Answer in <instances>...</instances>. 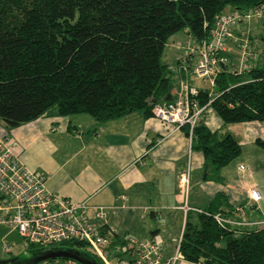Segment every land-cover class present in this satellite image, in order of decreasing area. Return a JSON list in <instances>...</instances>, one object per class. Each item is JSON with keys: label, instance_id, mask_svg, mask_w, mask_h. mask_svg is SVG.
I'll return each instance as SVG.
<instances>
[{"label": "trees", "instance_id": "obj_1", "mask_svg": "<svg viewBox=\"0 0 264 264\" xmlns=\"http://www.w3.org/2000/svg\"><path fill=\"white\" fill-rule=\"evenodd\" d=\"M257 7L264 0H0V119L12 128L52 108L98 122L139 110L148 116L173 85L160 61L168 38L185 29L192 40L207 39L228 8ZM208 92L200 89L193 98L202 106ZM214 92L208 108L223 124L264 122V66L238 73L223 64ZM205 119L203 111L191 145L203 155L205 179L217 181L241 148L231 135L211 131ZM255 143L264 149V140ZM218 206L187 213L180 256L195 264H264V225L256 230L219 225L213 217ZM28 246L35 254L80 243Z\"/></svg>", "mask_w": 264, "mask_h": 264}, {"label": "crops", "instance_id": "obj_2", "mask_svg": "<svg viewBox=\"0 0 264 264\" xmlns=\"http://www.w3.org/2000/svg\"><path fill=\"white\" fill-rule=\"evenodd\" d=\"M238 27L239 24L234 28ZM228 42L229 49L238 46V39ZM225 51L229 70L243 73L260 63L256 52V56L249 54L240 68H230V54ZM179 56L176 61L183 62L173 68L165 64L173 84L170 99L182 83L204 89L190 78L197 57L186 52ZM205 112V125L211 131L219 136L227 133L240 145L241 151L234 159L241 155L244 142L264 140V122L223 124L208 108ZM237 125L240 129H236ZM191 135L188 127L177 128L141 110L98 122L84 113L59 115L52 108L12 128L0 119V136L11 141L14 153L28 169L46 175L45 187L50 193L71 203L86 200L103 207V224L111 226L119 239H158L163 260L174 254L187 213L215 210L219 205L217 213L236 222L230 228L256 230L264 225L262 182L250 172L234 177L229 163L219 170L217 181L205 179L203 155L192 148ZM240 158L236 167L242 163ZM252 187L260 192L261 199L249 208L246 201ZM174 264L195 263L179 257Z\"/></svg>", "mask_w": 264, "mask_h": 264}, {"label": "built area", "instance_id": "obj_3", "mask_svg": "<svg viewBox=\"0 0 264 264\" xmlns=\"http://www.w3.org/2000/svg\"><path fill=\"white\" fill-rule=\"evenodd\" d=\"M263 8L223 13L210 30L209 38L186 42V54L197 57L193 74L205 78L209 84L210 98L204 105L200 106L193 98L198 93L197 88L182 83L175 97L153 104L151 114L161 122L177 128L187 126L191 134L198 117L207 110L216 96L214 80L220 67L227 62L223 52L232 36V29L241 18L260 17ZM238 167L243 169L241 164ZM45 180L43 172L28 169L14 153L11 141L0 136V226L17 231L28 245L47 247L66 240L77 241L80 246L88 247L100 264H174L181 257L178 251L180 239L174 254L168 260H163L158 239H119L111 226L103 224V207L91 205L86 200L71 203L65 198H59L46 189ZM183 182H188L187 174ZM260 199V192L255 187L249 188L246 206L251 208ZM183 207L186 208L185 205ZM213 217L222 226L236 224L220 214ZM12 246L2 241L4 252L10 253ZM39 264L77 263L68 259H53Z\"/></svg>", "mask_w": 264, "mask_h": 264}, {"label": "rangeland", "instance_id": "obj_4", "mask_svg": "<svg viewBox=\"0 0 264 264\" xmlns=\"http://www.w3.org/2000/svg\"><path fill=\"white\" fill-rule=\"evenodd\" d=\"M239 26L240 27H238L237 29H232L231 36V39L233 38V40L238 39V46L236 48L229 49V42H227L225 52L227 54H230L228 66L230 68H240V65L245 64V60L248 58V55L252 53H255V56L257 55V53L258 55H260L261 59L258 65L264 66V51H262L264 50V10L260 17L241 18V20L239 21ZM186 31L187 30L185 29L179 30L178 32L172 34L167 40V43L160 57V61L163 64H167L168 68H173V66H175L177 63L183 62L182 59H179V62H177L176 60L180 57L179 55H183V53L185 52V45L187 40H192V37L189 36ZM190 78L194 79L195 83H201L203 88H209L208 81L205 78H198L193 73L190 74ZM208 110L215 114V112L211 108H208ZM239 126L240 125H237L236 129H240ZM239 158L242 161V163L239 164L245 166L243 170L238 168L239 164L236 167V162L239 160ZM247 164L249 165L247 166ZM228 168H230L229 170L232 171L234 177H241L249 172L253 173L255 179L261 181L264 185V149H262L255 143L253 144L244 142L242 145L241 155L237 159L232 160L229 163ZM3 240L13 245L12 251L10 253H6L2 250L1 244ZM173 248L174 246H172V250H170V253L173 252ZM75 249L85 253L91 258L94 257L92 251L86 246H78ZM32 253L33 248H30L28 246V244L21 238V236H19L17 231L11 230L4 226H0V260H5L10 257L27 259L31 257Z\"/></svg>", "mask_w": 264, "mask_h": 264}, {"label": "water", "instance_id": "obj_5", "mask_svg": "<svg viewBox=\"0 0 264 264\" xmlns=\"http://www.w3.org/2000/svg\"><path fill=\"white\" fill-rule=\"evenodd\" d=\"M163 100H170V96ZM53 259H68L77 264H97L93 258L75 248H47L32 254L27 259L10 257L5 260H0V264H38L39 262ZM202 260L201 258L200 261Z\"/></svg>", "mask_w": 264, "mask_h": 264}]
</instances>
